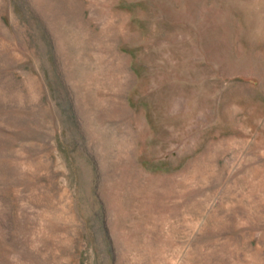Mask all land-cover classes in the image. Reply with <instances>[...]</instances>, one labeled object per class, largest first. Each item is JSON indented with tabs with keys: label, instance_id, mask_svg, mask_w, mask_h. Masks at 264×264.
<instances>
[{
	"label": "rangeland",
	"instance_id": "rangeland-1",
	"mask_svg": "<svg viewBox=\"0 0 264 264\" xmlns=\"http://www.w3.org/2000/svg\"><path fill=\"white\" fill-rule=\"evenodd\" d=\"M0 264H264V0H0Z\"/></svg>",
	"mask_w": 264,
	"mask_h": 264
}]
</instances>
